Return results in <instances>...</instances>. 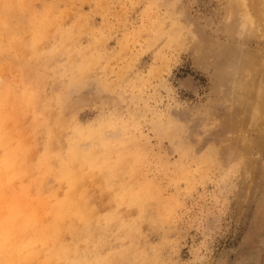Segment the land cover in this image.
I'll return each mask as SVG.
<instances>
[{
    "label": "rangeland",
    "instance_id": "obj_1",
    "mask_svg": "<svg viewBox=\"0 0 264 264\" xmlns=\"http://www.w3.org/2000/svg\"><path fill=\"white\" fill-rule=\"evenodd\" d=\"M231 2L28 1L25 12L37 18L44 12L53 21L38 58L46 50L55 53L19 125L10 124L13 146L24 135L29 166L16 182L7 178L0 185L5 198L24 197L27 206L40 192L50 195L42 184L55 189L54 174L39 169L49 142L62 157L75 139L86 152L99 151V162L104 149H113V163L123 161L106 176L111 188L90 190L100 206L98 224L74 242V264H100L92 261L99 257L105 264H264V153L255 147V120L241 133L231 123L238 103L231 83L221 80L225 73L235 76V63L223 49L264 52V40L248 29L229 34ZM30 15L24 16L25 43L33 38ZM0 68V83L13 81L15 90L32 83L29 72L2 56ZM63 69L80 77L70 81ZM235 142L249 145L246 155L234 151ZM51 167L58 170L59 160ZM123 185L142 189L145 203L116 205L112 217L111 193ZM9 211L0 206V215ZM72 242L66 232L63 243ZM46 257L41 253L26 264H46Z\"/></svg>",
    "mask_w": 264,
    "mask_h": 264
},
{
    "label": "bare ground",
    "instance_id": "obj_2",
    "mask_svg": "<svg viewBox=\"0 0 264 264\" xmlns=\"http://www.w3.org/2000/svg\"><path fill=\"white\" fill-rule=\"evenodd\" d=\"M28 1L0 0V58L4 57L14 68L27 74L29 72L25 77L30 78L32 82L19 90H15L13 81L0 83V149H3L0 156L1 186L7 178L11 183L16 182L19 176L28 170L29 165L26 164L28 147L24 135L20 138L17 136V142L13 146L11 140L15 137L13 130L11 131L9 127L10 124L19 125L18 116L29 109L28 105H31L30 102L37 91V83L49 71L48 64L55 53L46 50L43 52V60L38 58L42 41L46 38L53 21L44 12L40 18L34 16L32 10L25 12L30 10ZM227 12L230 35H239L248 29L264 40V0H232ZM26 13L31 14L27 26L33 34V38L27 43L21 37ZM25 50L31 54L29 59L26 57ZM223 50L230 53V59L232 63H235L233 69L235 76L231 78L232 74L229 76L225 73L221 79L222 82L231 83V91L233 90L234 99L238 103L237 113H232L233 119L230 121L233 126L239 125L236 129L241 133L249 120H255L258 128L257 143L254 141L255 147L264 153V85L261 82V76L264 74V52L250 51L249 48L242 46L234 50ZM61 65L54 72H58ZM86 68L87 64L82 63L80 66L82 74ZM62 74L67 75L70 81L80 77L71 73L69 69H63ZM78 131L80 130L77 128ZM52 145V142L47 144L39 162V169L44 176L49 173L55 176L54 190L46 191L44 184L41 185V191L50 195L44 196L40 192L31 203L25 206L24 197L19 200H9L5 198L0 186V206H7L10 209L7 215H0V264H26L41 253L47 256L46 264L53 263L56 259H60L64 264H74L76 260V258L72 259V252L76 249L74 242L80 235L91 234L98 224L97 211L100 206L93 203L90 190L93 186H98L102 190L111 188L112 185L107 177L113 173L112 169L119 171L123 164L122 159L113 163L108 157L113 154V149H104L101 155L103 158L99 162V151L93 149L86 152L81 148L79 140L75 139L70 143L68 154L63 157L53 154ZM232 147L241 155H246L249 151V145L245 143L235 142ZM53 159L59 160L58 170H53L51 167ZM245 163L248 164V161ZM255 164L258 165L255 162L252 165L249 164L250 169L247 167L251 173H255ZM120 188L111 193L113 203L109 208L113 210H109L108 214L112 217L114 216L112 212L117 209V206L118 209L122 206L130 209L135 205L142 208L147 197L142 189L134 185H123ZM19 207L23 210L25 207L29 209L23 211ZM66 232H69L73 239V242L68 245L63 243ZM39 244L42 246L41 249H37ZM92 261L105 264V258L101 257Z\"/></svg>",
    "mask_w": 264,
    "mask_h": 264
}]
</instances>
